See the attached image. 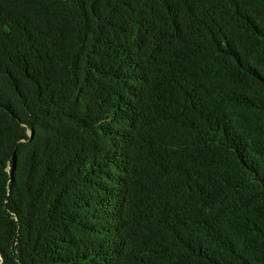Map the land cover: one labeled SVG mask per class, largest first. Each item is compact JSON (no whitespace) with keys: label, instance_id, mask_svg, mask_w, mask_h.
Instances as JSON below:
<instances>
[{"label":"trees","instance_id":"obj_1","mask_svg":"<svg viewBox=\"0 0 264 264\" xmlns=\"http://www.w3.org/2000/svg\"><path fill=\"white\" fill-rule=\"evenodd\" d=\"M0 264H264V0H0Z\"/></svg>","mask_w":264,"mask_h":264},{"label":"water","instance_id":"obj_2","mask_svg":"<svg viewBox=\"0 0 264 264\" xmlns=\"http://www.w3.org/2000/svg\"><path fill=\"white\" fill-rule=\"evenodd\" d=\"M0 259H1V255H0Z\"/></svg>","mask_w":264,"mask_h":264},{"label":"rangeland","instance_id":"obj_3","mask_svg":"<svg viewBox=\"0 0 264 264\" xmlns=\"http://www.w3.org/2000/svg\"><path fill=\"white\" fill-rule=\"evenodd\" d=\"M1 260V259H0Z\"/></svg>","mask_w":264,"mask_h":264}]
</instances>
